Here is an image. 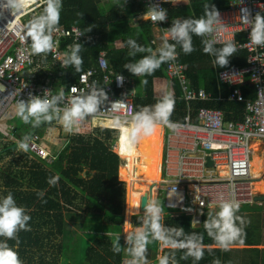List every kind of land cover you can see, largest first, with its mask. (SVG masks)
<instances>
[{
	"label": "trees",
	"instance_id": "obj_1",
	"mask_svg": "<svg viewBox=\"0 0 264 264\" xmlns=\"http://www.w3.org/2000/svg\"><path fill=\"white\" fill-rule=\"evenodd\" d=\"M232 1L235 0H189L188 3L172 4L166 9L168 18L164 28H170L177 19L203 17L205 5L224 11ZM260 1L264 3V0ZM56 11L58 24L66 28L76 26L86 37L78 43L83 60L81 71L94 67V60L105 53L106 63L114 74L134 80V115L143 106L155 105L162 100L154 97L155 84L167 81L166 97L175 101L170 119L174 123L184 122L186 108L176 82L167 80L166 63L145 76H135L124 68L125 64L135 63L150 54L142 51L130 55L135 49L127 44L129 39L150 49L153 54L158 49L150 44L154 37L153 25L138 18L147 11L139 0H61ZM203 41V37L193 35L194 51L190 54H185L177 45L179 61L186 66V76L192 88L203 89L213 98L218 94L225 98L227 87L221 86L220 89L216 76L229 68L244 67L245 54L235 52L229 57L228 65L219 67L214 63V56L204 53ZM68 67L69 75L61 80L70 84L81 71L77 72L72 65ZM243 91L244 99L255 98L250 88ZM200 107L222 112L225 123L240 121L244 111L243 103H195L191 106L193 122ZM53 121H42L39 126H34V122L25 124L20 119L19 126L15 124L10 132L0 133V198L11 192L17 205L31 217L28 222L30 231H20L17 239L7 240V244L18 254L22 264H122L123 260L132 258L129 253L132 245L125 242L123 236L127 217L126 184L120 181L119 171L125 163L114 153L117 140H109L111 134L117 132L91 127L72 133L66 141L59 137L61 144L58 148L43 142L42 146L54 160L46 163L34 157L29 163L32 154L18 150L17 141L31 135L45 137ZM4 136L11 137V140L7 142ZM54 177H58V182L52 186L49 180ZM262 204V208L239 209L237 215L244 221L245 235L229 251L217 248L205 232L204 221L215 214L204 215L200 227H195L190 216L170 217L162 213L160 224L182 227L185 234L203 236L204 256L197 264H212L215 259L221 264H264V249H258L264 246V202ZM130 221V228L141 231L148 226L149 216H133ZM183 239L181 237L180 241ZM3 240L0 237V241ZM117 241L120 251L113 249ZM207 246L212 247L211 252ZM184 251L161 241H150L147 261L158 264V257L174 252L177 264H193L191 257L182 258ZM169 264L173 262L170 260Z\"/></svg>",
	"mask_w": 264,
	"mask_h": 264
},
{
	"label": "built area",
	"instance_id": "obj_2",
	"mask_svg": "<svg viewBox=\"0 0 264 264\" xmlns=\"http://www.w3.org/2000/svg\"><path fill=\"white\" fill-rule=\"evenodd\" d=\"M139 1L146 10L150 4H159L167 9L172 4L189 2ZM46 8H49L47 0H28L27 6L22 9L9 5L7 0H0V123L6 120L5 114L9 109L16 108L18 101L28 102L34 97L51 99L63 90L64 96L55 106L62 112L73 97L85 94L95 86L104 89L108 97L96 114L82 121L71 133L55 120L53 127L59 135L63 134V137L60 136L63 141L68 140L74 132L96 126L97 122L105 124L108 129H121V125L127 124L134 116V80L124 77L122 83L118 82L116 78L119 74L109 69L105 53H101L94 60V67L77 73L72 83L62 81L70 72L69 67L63 65V59L70 53L72 46L86 37L76 26L66 28L57 24L49 34L51 50L46 54H33L28 26L43 15ZM55 9L50 8V11L54 12ZM242 10H247L249 18L253 19L257 13L264 15V3L260 0L230 2L228 9L218 11L221 22L214 26L216 30L203 36L204 40L213 41L215 48L232 41L236 52L245 54L244 67L229 68L216 76L218 87H227L225 98L220 94L213 98L203 89L192 88L186 76V66L180 63L177 52L176 59L166 63L167 80L176 82L186 108V117L183 123H176L178 127L171 129V136L168 137L170 146L179 153L177 169L174 171L170 167L171 159H166L160 165L163 166V178L158 186L166 194L167 208L182 209L188 198L198 216H194V212L187 215H193L197 220L204 210L216 211L221 200L237 201L242 205L251 203L256 197L251 157L255 153V144L258 145L259 153L264 154V47L252 43L251 26L241 21L244 15ZM143 15L139 17L143 19ZM144 20L153 25L154 37L150 44L159 49L167 35L164 28L167 19L157 23L150 19ZM169 43L173 41L169 40ZM245 88L252 90L254 99H244ZM225 101L243 103L240 121L225 123L222 112L200 107L196 110L193 122V104H220ZM24 140L29 143L27 151L32 156L46 163L54 160L42 147L43 138L31 135ZM44 140L52 144L50 132ZM257 180L262 181L259 178ZM131 260H124L122 264H129Z\"/></svg>",
	"mask_w": 264,
	"mask_h": 264
},
{
	"label": "clouds",
	"instance_id": "obj_3",
	"mask_svg": "<svg viewBox=\"0 0 264 264\" xmlns=\"http://www.w3.org/2000/svg\"><path fill=\"white\" fill-rule=\"evenodd\" d=\"M165 2H167V0H165ZM7 3L9 5H14L17 9H22L27 6L28 0H7ZM47 3L49 8H46L44 14L31 21L28 26V35L32 38L31 50L33 54L37 55L46 54L51 50L52 44L49 34L55 29L59 20L58 11L52 12L50 8L58 9L60 0H47ZM242 11L244 12V15L241 17L242 23H247L251 26L250 38L252 43L256 46L264 47V16L257 13L253 19H250L248 11ZM167 18V10L160 7L159 4H150L148 10L143 15V19H150L153 23L166 21ZM220 22V13L215 6L205 5V15L203 17L199 19H177L173 21L172 26L167 29V35L162 41L161 46L154 54L150 49H146L136 44L134 40L129 39L127 44L135 49V52L130 53V55H135L136 52L142 51H149L150 54L143 56L135 63L125 64L124 68H127L135 76L151 75L161 64L176 59L177 45L180 46L185 54H190L194 51L192 47V36L197 35L203 37L212 34L216 30L214 26ZM169 40L174 43H169ZM203 43L204 53L214 56V63L219 67L228 65L229 57L236 52L235 43L232 41L225 42L224 46L219 49L214 47V42L211 40H204ZM80 47V44L74 45L70 53L63 59L64 66L72 65L77 72L81 71L83 63L82 57L79 55ZM116 80L122 83L124 77L118 75ZM164 82L167 83V81ZM0 89H2V87H0ZM72 91L75 92V88H73ZM154 93L156 95V91ZM63 96L64 93L63 90H61L51 99L34 97L28 102L18 101L15 114L25 124L34 122V126H39L42 121L52 122L55 120L60 123L67 132L71 133L82 121L96 114L99 106L108 100L104 89H97L95 86H92L87 93L73 97L61 112L55 106L58 100L63 98ZM155 98L162 100L155 105L143 106L135 113L130 121L126 122L128 124L127 132L121 131L122 140L127 142L129 152H131V149L138 143L141 136L151 135L156 131L157 127H167L172 130L178 127V125L170 119L174 111V99L172 97ZM49 132L48 129L45 137ZM45 137H43L44 142ZM17 144L18 150L27 151L29 148V143L25 142L23 138L17 141ZM32 158H34V156H32ZM121 160L128 161V159ZM57 182L58 177L49 180V184L52 186ZM263 202L264 195L259 196V194H256V197H253L249 204L240 205L237 201L221 200L218 203V209L216 211L204 210L203 213L200 214L198 220L194 217L198 216L197 212H194V216L185 215L192 218L195 227H200L204 215L215 214L209 215L204 221L205 232L208 237L214 241L217 248L221 251H229L231 246L245 235L244 221L237 215L239 209L246 207L262 208ZM164 206L167 211H180L185 208L184 206L182 209H169L166 207V203ZM146 214L149 216L148 226L142 228L141 231L133 233L132 237L130 236V240H125L124 237V241L132 245L129 249L132 258L125 259H132L129 264H149L147 261V244L150 241H161L173 249H184L185 251L182 258L187 260L191 257L193 264H197L198 261L203 259L205 246L202 243L203 236L201 234H185L182 227H165L161 225L162 208L158 201H151L149 203L145 215ZM141 215L144 214L140 213L139 216ZM167 215L170 217L179 216L168 213ZM30 219L31 217L26 214V210L22 206L17 205L11 192L3 198H0V237L4 238L3 241H0V264H22L18 254L9 248L7 240L17 239V234L20 231H30V227L28 226ZM238 221L239 224L237 223ZM124 229H130L129 225H126ZM181 237L184 238L182 242L180 241ZM207 247L208 251L211 252L212 247ZM113 249L114 251H120L118 241L113 244ZM170 260L173 264H177L174 252L170 255L158 258V264H169ZM212 264H221V262L219 259H215Z\"/></svg>",
	"mask_w": 264,
	"mask_h": 264
},
{
	"label": "rangeland",
	"instance_id": "obj_4",
	"mask_svg": "<svg viewBox=\"0 0 264 264\" xmlns=\"http://www.w3.org/2000/svg\"><path fill=\"white\" fill-rule=\"evenodd\" d=\"M164 84H166V82H156L155 84V88H156V92L158 91V88H163ZM154 97H157L154 93ZM5 118L6 120L2 123H0V133L6 134L8 132H10V129L12 127L15 126V124L17 126L20 125V118L18 119V116H16L15 114V108H11L7 111V113L5 114ZM104 122V121H102ZM106 123V122H105ZM126 126H128V124H125ZM95 128H100V129H107V130H111L113 132H117V134H111L110 136V141L112 140H117V146L114 149V153L120 158V159H128V161H124V166H122L123 168L120 169L119 171V178L120 181L124 182L126 184V210L129 209V190L132 191L133 193H139V189L141 188V185L145 186V181H148L150 176H149V167H148V161L146 159H144L141 155L140 149L142 146V138L140 137L138 143L131 149V152H129V150H125V148L128 147L127 142L122 140V136H121V129H108L105 124H101L99 122H97L96 126H93V129ZM128 128V127H127ZM128 130V129H127ZM127 130H123L125 133L127 132ZM50 134H51V138H52V146L55 148H58L61 144L60 142V138H58V136H62L63 134L59 135V132L57 130H55V128L53 126H51L49 128ZM159 135L161 137V143L162 146H165V140L166 138L171 134L172 130L169 128H162L159 131ZM65 134V133H64ZM11 137L8 136H4V139L9 142L11 139ZM70 138V137H69ZM68 138V139H69ZM46 143V142H45ZM133 156L138 158V162L136 164H134V166L132 165L133 162H130V156ZM30 160L28 161L30 163V161H32L34 158H29ZM264 154L261 152L259 153L256 152L254 155H252L251 157V162H252V180L254 182V184L256 183H262L263 182V175H264ZM133 160V159H132ZM135 161V159H134ZM129 162L131 164H129ZM160 163V162H159ZM159 167V165H158ZM158 172L160 174V178L162 179L163 176V166L161 168L158 169ZM216 176V175H214ZM257 178L262 179L261 180H257ZM130 181H132L130 183ZM164 194V193H163ZM264 193L259 194V196H263ZM163 196L161 198V201H158L160 203V206L162 208V213L164 214H173V215H182V214H189V213H193L196 211V209L194 208L193 205L190 204L189 199H186V203H185V208L183 210L177 211V210H173V211H167L164 209L163 207ZM135 204V203H134ZM137 207H139V202L137 203ZM130 213V212H129ZM127 218V217H126ZM126 232L127 229L123 230V235L125 237V240L128 239V236H126Z\"/></svg>",
	"mask_w": 264,
	"mask_h": 264
},
{
	"label": "crops",
	"instance_id": "obj_5",
	"mask_svg": "<svg viewBox=\"0 0 264 264\" xmlns=\"http://www.w3.org/2000/svg\"><path fill=\"white\" fill-rule=\"evenodd\" d=\"M139 19H142L139 17ZM144 20V19H143ZM164 82V81H163ZM163 89V92H164V97H166L167 95V84H164V87L162 88ZM122 130H127L128 126H126L125 124H122ZM158 131L162 128H167V127H158ZM171 134L168 136L170 137ZM168 137L166 138L165 140V146L163 147L162 146V143H161V140H160V143H161V152H160V163H159V168H161L160 165H162L163 162H165V160H170L171 159V162H170V167L176 171L177 169V162H178V157H179V153L178 151L173 147V146H170V141L168 140ZM132 159L135 161H133V166L134 164H136L138 162V158L136 157H132ZM130 164V162H129ZM157 173H158V178H157V181L156 182H150V178L148 181H145V186L144 185H141V188L138 190L139 193H135L136 194V198H135V204L134 203H129V209H127V218H126V225H131V221H130V218L133 217V216H139L140 215V211H139V207H137V203L140 202V198L142 197L143 194H148L150 196V202L151 201H161V198L163 196L164 200H163V207L165 209V206L164 204L166 203V194L162 191H160L159 189V182L161 180L160 178V174L157 170ZM132 181H130L131 183ZM164 193V194H163ZM160 204V203H159ZM161 207V206H160ZM130 212V213H129ZM148 214H144V215H141L143 217L147 216ZM162 217V216H161ZM125 230V229H124ZM139 230L138 229H127V232H126V236H128V238L130 236H132L133 233L135 232H138ZM129 240V239H127ZM258 249H264V246H260ZM160 258V257H158Z\"/></svg>",
	"mask_w": 264,
	"mask_h": 264
},
{
	"label": "bare ground",
	"instance_id": "obj_6",
	"mask_svg": "<svg viewBox=\"0 0 264 264\" xmlns=\"http://www.w3.org/2000/svg\"><path fill=\"white\" fill-rule=\"evenodd\" d=\"M156 96L161 97V98L164 97V92H163L162 87L158 88V91L156 92ZM158 129L159 128L157 127L156 131H154L149 136H141L142 146H141L140 152H141L142 157L148 161L150 182H156L157 178L159 177L157 170H158V165L160 162L161 137L159 135ZM253 148L257 151L259 150L257 144H255ZM125 150H128V147L125 148ZM132 157L133 156L131 155L129 158L131 163L134 161L132 160ZM253 189H254L255 194L264 193V182L259 183V184L258 183L254 184ZM135 198H136V194L129 190L128 199L130 203H134Z\"/></svg>",
	"mask_w": 264,
	"mask_h": 264
},
{
	"label": "water",
	"instance_id": "obj_7",
	"mask_svg": "<svg viewBox=\"0 0 264 264\" xmlns=\"http://www.w3.org/2000/svg\"><path fill=\"white\" fill-rule=\"evenodd\" d=\"M210 166V164H208ZM150 203V196L148 194H143L141 199H140V204H139V211L142 214L146 213V209Z\"/></svg>",
	"mask_w": 264,
	"mask_h": 264
}]
</instances>
